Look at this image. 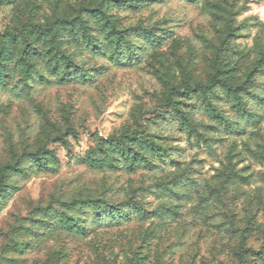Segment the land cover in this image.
Listing matches in <instances>:
<instances>
[{"label": "rangeland", "instance_id": "374dc122", "mask_svg": "<svg viewBox=\"0 0 264 264\" xmlns=\"http://www.w3.org/2000/svg\"><path fill=\"white\" fill-rule=\"evenodd\" d=\"M0 264H264V0H0Z\"/></svg>", "mask_w": 264, "mask_h": 264}, {"label": "trees", "instance_id": "16d2710c", "mask_svg": "<svg viewBox=\"0 0 264 264\" xmlns=\"http://www.w3.org/2000/svg\"><path fill=\"white\" fill-rule=\"evenodd\" d=\"M99 13H101L102 15H104L102 11H100ZM111 30L114 32V33H113L114 36H117V42H116V44H118L119 41H120V39L122 38V34H121V32H119V31H115V29H114L113 27L111 28ZM226 88H227V91L233 93V96H235L236 98L239 97V96H238L239 90H240V92H241V91H244L243 89H238V87L233 88V87L230 86V85H226ZM212 113H214V115H216V117H218V114H217V112H216L214 109H212ZM130 137H131L132 139H135V138H136L135 134H132ZM148 143H150V144L153 145L152 142H148Z\"/></svg>", "mask_w": 264, "mask_h": 264}]
</instances>
